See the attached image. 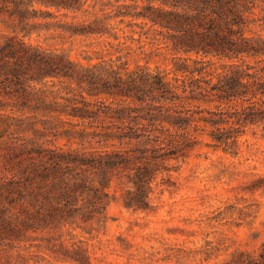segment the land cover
Segmentation results:
<instances>
[{
    "label": "trees",
    "instance_id": "16d2710c",
    "mask_svg": "<svg viewBox=\"0 0 264 264\" xmlns=\"http://www.w3.org/2000/svg\"><path fill=\"white\" fill-rule=\"evenodd\" d=\"M0 16L1 131L21 132L0 141L2 247L48 231L55 264H92L75 229L106 222L115 179L150 211L169 160L264 135V0H0ZM42 29L60 43L31 41ZM77 37L83 60L62 44ZM230 264H264V242Z\"/></svg>",
    "mask_w": 264,
    "mask_h": 264
},
{
    "label": "rangeland",
    "instance_id": "374dc122",
    "mask_svg": "<svg viewBox=\"0 0 264 264\" xmlns=\"http://www.w3.org/2000/svg\"><path fill=\"white\" fill-rule=\"evenodd\" d=\"M8 23L10 19L0 16V31L10 32ZM50 31H34L30 39L43 45L60 43L46 37ZM89 40L77 37L62 44L72 58L83 60L81 49ZM163 64L170 66L168 61ZM1 130L0 125V141H21V132ZM239 141L236 155L200 144L187 157L169 160L170 169L153 182L150 211L126 208L122 194L130 184L115 179L106 222L92 234L75 229L89 242L92 264H230L237 251L257 254L264 242V135L248 130ZM254 180L262 185L253 188ZM48 234L38 231L23 242L0 246V264L68 262L60 252L37 245L39 237Z\"/></svg>",
    "mask_w": 264,
    "mask_h": 264
}]
</instances>
